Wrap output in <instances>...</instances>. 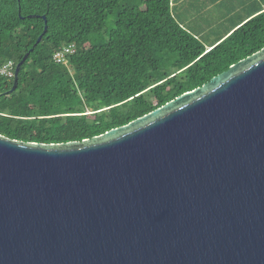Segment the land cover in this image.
<instances>
[{"label": "water", "instance_id": "95a60500", "mask_svg": "<svg viewBox=\"0 0 264 264\" xmlns=\"http://www.w3.org/2000/svg\"><path fill=\"white\" fill-rule=\"evenodd\" d=\"M0 264H264V49L90 140L0 136Z\"/></svg>", "mask_w": 264, "mask_h": 264}, {"label": "trees", "instance_id": "16d2710c", "mask_svg": "<svg viewBox=\"0 0 264 264\" xmlns=\"http://www.w3.org/2000/svg\"><path fill=\"white\" fill-rule=\"evenodd\" d=\"M72 44L77 53L56 64ZM263 49L264 0H0V66L29 54L14 93L0 77V136L90 140Z\"/></svg>", "mask_w": 264, "mask_h": 264}, {"label": "built area", "instance_id": "2783aa9c", "mask_svg": "<svg viewBox=\"0 0 264 264\" xmlns=\"http://www.w3.org/2000/svg\"><path fill=\"white\" fill-rule=\"evenodd\" d=\"M77 53V45L72 44L70 46L64 47L58 51L54 56V62L56 64L67 65L70 57H73ZM16 71V64L13 61H9L6 64L0 66V77L14 79Z\"/></svg>", "mask_w": 264, "mask_h": 264}, {"label": "rangeland", "instance_id": "374dc122", "mask_svg": "<svg viewBox=\"0 0 264 264\" xmlns=\"http://www.w3.org/2000/svg\"><path fill=\"white\" fill-rule=\"evenodd\" d=\"M113 22H114V20H113V19H112V20H110V26H111V25H113Z\"/></svg>", "mask_w": 264, "mask_h": 264}]
</instances>
